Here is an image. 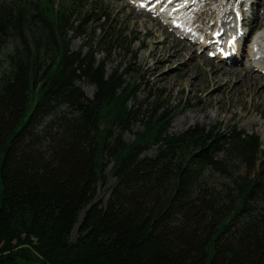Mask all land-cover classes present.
<instances>
[{"label": "trees", "instance_id": "1", "mask_svg": "<svg viewBox=\"0 0 264 264\" xmlns=\"http://www.w3.org/2000/svg\"><path fill=\"white\" fill-rule=\"evenodd\" d=\"M30 6L0 0V51L14 45L0 72V264H264L256 138L197 127L169 135L176 114L131 106L135 84L106 70L112 49L132 44L106 8L94 2L75 18ZM92 15L101 31L71 51ZM136 122L143 129L128 143Z\"/></svg>", "mask_w": 264, "mask_h": 264}, {"label": "rangeland", "instance_id": "2", "mask_svg": "<svg viewBox=\"0 0 264 264\" xmlns=\"http://www.w3.org/2000/svg\"><path fill=\"white\" fill-rule=\"evenodd\" d=\"M30 1L34 5L29 7L31 11L34 7L41 13H54L70 8L72 14H76L75 18L90 12L94 2L98 7L106 8L110 24L116 29H120L123 34L127 33L126 35H129V40L132 42L128 50L118 47L112 49L106 70L110 73L115 67H119V71L125 74L126 82L135 84L134 96L130 101L131 106L140 108L141 111L150 109L152 106L154 111H157V115L176 114L169 127V135H178L195 127L212 129L219 133L235 130V132L255 137L261 144V150L264 151V75H255L257 71L254 70V76H259L260 81L257 89L251 90L247 80H242L237 74H232L233 67H229L227 62L215 58L218 46H205L204 42L199 39L201 36L199 32L195 33V36L188 37L184 33V29L173 26V16L168 15V10L164 11L159 8L162 10L160 12L154 7L149 10L146 8V2L142 0ZM166 1L169 3L172 0ZM223 1H228L229 5H225L226 9L229 8L237 12L234 0ZM138 3L142 10H135L134 5H138ZM179 3L173 5L178 6ZM247 5L242 3L238 11L239 17L244 19L240 22L242 30L248 32L247 29L258 28L256 30L264 34V0L256 1L252 8H255L254 11L256 10L253 12L254 15L251 14ZM212 7L213 10L217 5ZM258 7L260 8L258 9ZM79 18L77 20H80ZM88 18L85 30L79 34V37L72 40L71 51H77L84 42H90V37L94 38L101 31V22L97 21L94 15ZM213 18L206 19L200 26V28L204 27L202 33L209 35L206 32L208 29L206 22L208 21L211 25ZM231 18L232 15L229 20ZM243 26L247 29H243ZM226 28L233 29L234 21L231 20ZM256 30L248 34V43L252 40L251 37L254 36ZM248 46L245 48L246 53ZM13 48V43L8 42L0 51V72L7 69V59L13 52ZM87 51L88 47H84L82 54ZM263 51L260 56L264 67ZM101 58V54L96 56L97 61ZM251 64L252 62L244 58L234 66L243 69L249 68ZM82 91L87 97H91L94 92L93 88L88 85H83ZM142 129V124L136 122L131 133L124 135L125 141L132 142L134 134ZM154 153V151H149L146 155L152 156ZM110 168L111 165L106 171L107 184L103 190L98 191L95 200L102 202V205L108 198L107 190L114 183V179L109 174ZM80 222L78 220V224L71 232V241L76 239ZM18 263L41 264L39 261L28 262L24 259H19Z\"/></svg>", "mask_w": 264, "mask_h": 264}, {"label": "bare ground", "instance_id": "3", "mask_svg": "<svg viewBox=\"0 0 264 264\" xmlns=\"http://www.w3.org/2000/svg\"><path fill=\"white\" fill-rule=\"evenodd\" d=\"M142 1L146 2V6H147L146 8H149V10L153 9V7L157 10L159 8H162L164 11L168 10V15L170 14L173 16V20H174L172 22L173 26L175 27L179 26L180 28L184 29L185 31L184 33H186L188 37L195 36L194 34L199 32L201 34V36H199V39H201L204 42L205 46L207 45H215L214 47L218 46L217 47L218 53L215 56V58L220 59L225 63L227 62L229 64V67L230 66L231 68L233 67L232 74L233 73L237 74L238 76H240V78H242V80L243 79L245 81L247 80L249 85L247 83L246 84L248 85V87H250L251 90L257 89L258 83L260 81V77L257 76L258 77L257 78L256 76H254L253 73L254 70H256L257 72H255V75L256 74L264 75L263 62L260 56V53L262 54V51L264 49V34L261 31L260 32L257 31L256 29L258 28L256 29L251 28L249 30L247 29V27L243 26V29H247L248 32L242 30V26H241L242 24L240 25V22H242V20L244 19L240 18L238 15V11L242 3L248 4L247 5L248 9L250 10L251 14L254 15L253 12H255L256 10L254 11L255 8L254 9L252 8L257 0H234L237 12L234 10L232 11L229 8L226 9V6H228L229 4H227L228 1L224 2L223 0H221V3L220 0L219 1L218 0H172L169 3L166 2V4L164 3L159 4L161 0H142ZM172 2L173 3L180 2V3L178 4V6H175L172 5L173 4ZM199 4H201V7L198 9ZM138 5L140 6L139 3ZM138 5L137 4L134 5L135 10H142V7L141 6L139 7ZM215 5H217V7L214 8L213 11L211 7ZM259 8L260 7H258V9ZM231 15L232 18L229 20ZM253 15H252V19H253ZM208 18L210 19L213 18L212 20L213 23H211V25L209 24L208 21L206 22V25L208 26L206 32H208L209 35L207 33H202L203 32L202 28L204 27L200 28V26H202L206 21V19ZM231 20L234 21V28L233 29L229 28L228 30L226 27ZM254 21H255V16H254ZM254 30H256V33L254 34L253 37H251L252 40L249 41L248 43L247 41L248 34L254 32ZM213 31L215 32L213 33ZM185 38L186 36L184 37V39ZM245 45L246 46L249 45L248 50L246 49L247 53L245 51L246 48ZM223 54H227V57L223 58ZM244 58L252 62V64L249 67L250 69L249 68L240 69L234 66V64L240 62V60ZM259 93L262 94L261 92Z\"/></svg>", "mask_w": 264, "mask_h": 264}, {"label": "water", "instance_id": "4", "mask_svg": "<svg viewBox=\"0 0 264 264\" xmlns=\"http://www.w3.org/2000/svg\"><path fill=\"white\" fill-rule=\"evenodd\" d=\"M87 211V209H85L84 211H82L79 215V222L81 221L83 215L85 214V212Z\"/></svg>", "mask_w": 264, "mask_h": 264}]
</instances>
